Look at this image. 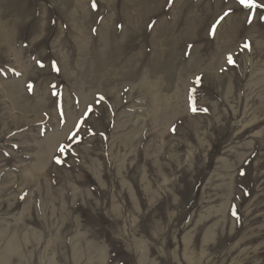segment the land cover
Segmentation results:
<instances>
[{
    "label": "rangeland",
    "instance_id": "1",
    "mask_svg": "<svg viewBox=\"0 0 264 264\" xmlns=\"http://www.w3.org/2000/svg\"><path fill=\"white\" fill-rule=\"evenodd\" d=\"M254 4L0 0V264H264Z\"/></svg>",
    "mask_w": 264,
    "mask_h": 264
},
{
    "label": "snow or ice",
    "instance_id": "2",
    "mask_svg": "<svg viewBox=\"0 0 264 264\" xmlns=\"http://www.w3.org/2000/svg\"><path fill=\"white\" fill-rule=\"evenodd\" d=\"M238 3L240 5H242L244 8H252V7H255V4H254V0H238ZM93 7H95V4H93ZM231 10H229L230 12ZM229 12H225L223 16H221L219 18V20L216 22L217 24H219L221 21H223L225 19V17H227L229 15ZM216 25H213V29H215ZM248 45L245 44V48H247ZM228 62L229 63H234V61L232 60L231 56L228 57ZM37 63H40L39 61H37ZM41 67H43V64H40ZM31 88V86H29ZM55 87V86H53ZM55 94V93H54ZM101 100H103L104 98L103 97H100ZM192 110L195 112L197 109L195 107V104L193 103V106H192ZM92 111L91 107H89L88 109V112L85 113L84 117L79 121V125L78 126H82L86 120H87V116H88V113H90ZM201 111H207L206 109H201ZM78 135V132L77 133H73L72 134V137L71 138H76V136ZM64 149H61V151H63ZM58 163L60 161H57Z\"/></svg>",
    "mask_w": 264,
    "mask_h": 264
}]
</instances>
